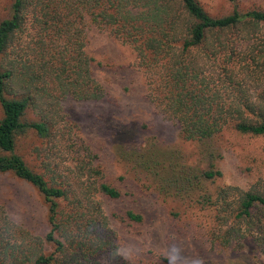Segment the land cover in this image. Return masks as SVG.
Returning a JSON list of instances; mask_svg holds the SVG:
<instances>
[{
    "label": "trees",
    "instance_id": "obj_1",
    "mask_svg": "<svg viewBox=\"0 0 264 264\" xmlns=\"http://www.w3.org/2000/svg\"><path fill=\"white\" fill-rule=\"evenodd\" d=\"M228 1L231 13L211 17L196 0H13L0 22V174L36 190L48 232L34 236L0 206V264H126L98 200L121 194L79 139L71 152L74 142L59 119L64 99L100 102L106 95L85 50L86 22L134 52L149 103L176 123L198 162L190 166L177 151L163 157L152 143L118 158L146 188L173 190L190 210L206 206L214 245L242 249L249 242L264 254V193L206 191L222 177L217 143L225 134L264 137V10L242 12ZM31 135L49 147L44 173L16 153L19 138ZM63 155L72 167L62 166ZM125 216L142 220L131 211Z\"/></svg>",
    "mask_w": 264,
    "mask_h": 264
},
{
    "label": "rangeland",
    "instance_id": "obj_2",
    "mask_svg": "<svg viewBox=\"0 0 264 264\" xmlns=\"http://www.w3.org/2000/svg\"><path fill=\"white\" fill-rule=\"evenodd\" d=\"M196 1L211 17H221L233 10L228 0ZM12 3L13 0H0V22L9 17ZM236 6L242 12L264 10V0H236ZM260 28L264 35V24ZM86 39L85 50L94 60L92 72L105 89V98L100 102L66 98L60 103L59 119L70 131L74 142L71 152L80 147L79 139L96 156L105 181L121 194L115 200L98 198L109 228L115 233L112 239L120 258L126 264H169L170 254L174 255L171 249L176 246L180 249L176 264H264V254L249 242L242 249L214 245L207 234L206 217L210 212L205 210L206 206L203 211L190 210L189 202L176 197L173 190L158 194L153 188H146L145 179L136 176L118 158L123 150L129 152L152 143L163 157L177 151L178 157H184L190 166L198 162L192 157L193 148L182 143L176 123L156 112L149 103L143 70L134 52L88 22ZM33 117L36 118L32 113L28 115ZM217 146L222 157L217 169L222 177L207 183L206 191L213 197L225 187L264 193V137L227 133ZM48 148L34 135L21 136L16 153L32 170L42 173V160L50 162ZM61 157L62 166L72 167L65 160L67 155ZM202 167L204 164L198 165L199 169ZM0 206L9 219L34 236L42 238L48 232L46 207L39 194L9 174H0ZM128 211L139 214L141 222L128 220ZM45 248L51 251L47 245Z\"/></svg>",
    "mask_w": 264,
    "mask_h": 264
},
{
    "label": "clouds",
    "instance_id": "obj_3",
    "mask_svg": "<svg viewBox=\"0 0 264 264\" xmlns=\"http://www.w3.org/2000/svg\"><path fill=\"white\" fill-rule=\"evenodd\" d=\"M171 252L174 253V255L170 254L169 264H176V262L179 260L180 249L176 246H173Z\"/></svg>",
    "mask_w": 264,
    "mask_h": 264
}]
</instances>
